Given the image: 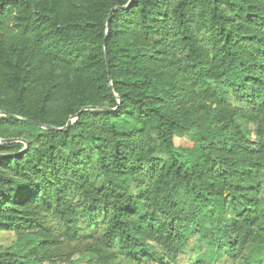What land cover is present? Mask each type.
<instances>
[{
	"label": "trees",
	"instance_id": "trees-1",
	"mask_svg": "<svg viewBox=\"0 0 264 264\" xmlns=\"http://www.w3.org/2000/svg\"><path fill=\"white\" fill-rule=\"evenodd\" d=\"M129 2L0 0L1 112L111 109L0 115V264H264V0Z\"/></svg>",
	"mask_w": 264,
	"mask_h": 264
},
{
	"label": "water",
	"instance_id": "water-1",
	"mask_svg": "<svg viewBox=\"0 0 264 264\" xmlns=\"http://www.w3.org/2000/svg\"><path fill=\"white\" fill-rule=\"evenodd\" d=\"M132 2H133V0H130V2L127 5L114 7L111 10V12H110V14L108 16V19H107V24H106V38L105 39H107L108 36H109V34H110V25L109 24H110V20L112 18L111 16H113L116 11H122V10L128 9L130 7V5L132 4ZM104 46H105V50H106V45L104 44ZM105 62H106L107 72L109 73V60H108L107 53H105ZM110 80L111 79L109 78V81ZM110 89H111V92L114 95V97L118 100V104H120L119 98L114 94L113 87H112V82L111 81H110ZM96 109H105V110H108L109 112L111 111V109L104 108V107H91V106H89V107L83 108L80 112H78V114H76L75 116L71 117L68 120L66 126H64L62 128H55V127L49 126L47 124L41 123L40 121L30 120V119H23L21 117H18V116H15V115H11V114H6V113L1 112V111H0V115L7 116V117H9L11 119H14V120L24 121V122H26L28 124L35 125V126H40L42 128H46V129L53 130V131H66V130L69 129V127L71 126V124L75 121V119H77L80 116V114L82 112H85V111H88V110H96ZM13 141L14 140H2V139H0V145L6 144V143H10V142H13ZM25 144H26V146H28V144L26 142H25ZM0 157H2V155H0Z\"/></svg>",
	"mask_w": 264,
	"mask_h": 264
},
{
	"label": "rangeland",
	"instance_id": "rangeland-1",
	"mask_svg": "<svg viewBox=\"0 0 264 264\" xmlns=\"http://www.w3.org/2000/svg\"><path fill=\"white\" fill-rule=\"evenodd\" d=\"M190 141V138L184 137V138H178L176 139L177 144L179 143H185ZM195 241V240H194ZM18 241H16L15 235L13 233H9L6 231H0V246H10L16 244ZM186 258L182 257L179 260V264H187ZM229 264V263H228Z\"/></svg>",
	"mask_w": 264,
	"mask_h": 264
}]
</instances>
